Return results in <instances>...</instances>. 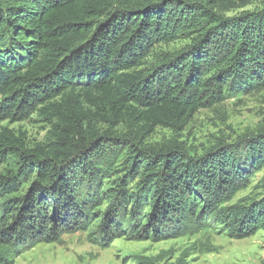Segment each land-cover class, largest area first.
<instances>
[{
    "label": "trees",
    "instance_id": "1",
    "mask_svg": "<svg viewBox=\"0 0 264 264\" xmlns=\"http://www.w3.org/2000/svg\"><path fill=\"white\" fill-rule=\"evenodd\" d=\"M256 1L0 0V264L92 226L105 246L162 241L206 219L233 240L264 230V196L233 202L264 170V126L200 157L145 142L229 95L264 92V0L228 15ZM182 37L189 44L143 67ZM33 115L53 142L29 148L4 125ZM112 149L125 173L109 168Z\"/></svg>",
    "mask_w": 264,
    "mask_h": 264
},
{
    "label": "rangeland",
    "instance_id": "2",
    "mask_svg": "<svg viewBox=\"0 0 264 264\" xmlns=\"http://www.w3.org/2000/svg\"><path fill=\"white\" fill-rule=\"evenodd\" d=\"M260 7L261 3L258 0L228 15L235 16L242 11H254ZM187 44L189 40L182 37L168 45L157 46L145 60L143 67L153 64L156 57L161 54L181 50ZM4 125L17 135H22L29 148L46 145L54 140L50 134L51 126L38 115H33L26 121L13 124L6 122ZM262 126H264V92L229 95L224 101L199 110L179 134H175L170 129L157 128L145 142L148 146L158 147L177 141L189 155L200 157L218 143L236 145L241 139L256 134ZM98 128L104 131L108 125H100ZM117 132L125 133L124 126L118 127ZM114 143L121 147L122 151L126 147L122 144L117 145L119 144L117 141ZM108 155L112 157L109 168L119 174L125 173L127 165L123 160L125 155L121 154L119 149H112ZM96 164L94 165L104 168L102 162ZM5 166V163L2 165L0 163V173ZM112 176L111 181L115 179L114 174ZM262 178H264V170L255 176L247 189L237 194L233 202L261 199L264 196V190L260 185ZM134 185L135 182L130 183V187ZM107 201L106 198L103 200L102 207L97 211L98 216L108 207ZM203 222L208 224H203L199 229L195 224L188 225L189 227L179 235L164 230L166 237L162 241L151 239L136 241L122 237L107 246L102 244V237L97 235L95 227L92 226L86 231L64 234L58 243H40L23 248L13 259V263L178 264L181 260L187 264H264V230L251 238L233 240L227 237L222 225L210 219Z\"/></svg>",
    "mask_w": 264,
    "mask_h": 264
}]
</instances>
